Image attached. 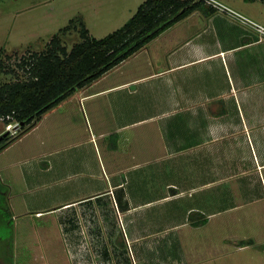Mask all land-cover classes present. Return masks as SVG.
<instances>
[{
	"label": "crops",
	"instance_id": "0c3cea01",
	"mask_svg": "<svg viewBox=\"0 0 264 264\" xmlns=\"http://www.w3.org/2000/svg\"><path fill=\"white\" fill-rule=\"evenodd\" d=\"M128 59L138 65L116 82L76 91L81 109L105 98L83 113L88 135L70 115L44 121L51 109L23 135H36L32 150L5 166L20 164L9 210L46 219L32 229L35 259L54 230L72 256L68 239L80 233L85 249L102 241L98 259L119 254L118 264L120 250L131 264H264V39L197 11ZM61 143L75 153L61 159ZM45 186L30 210L28 190Z\"/></svg>",
	"mask_w": 264,
	"mask_h": 264
},
{
	"label": "rangeland",
	"instance_id": "374dc122",
	"mask_svg": "<svg viewBox=\"0 0 264 264\" xmlns=\"http://www.w3.org/2000/svg\"><path fill=\"white\" fill-rule=\"evenodd\" d=\"M144 1L145 0H0V60L6 67L15 69L21 57L44 51L50 39L53 36H59L60 30L65 28L70 20H82L89 31V35L95 39H101L121 28L134 15L138 6ZM219 1L252 21L264 26V1ZM61 39L67 49H70L72 44L78 40V35L76 32H67ZM138 61L139 60H134L132 62L130 59L126 60L87 87V91L91 93L104 88L112 82H116V80L119 79L117 73L132 69L133 66L136 67ZM15 71H17V68ZM9 80L10 76H5L0 73L1 82ZM79 94V91L76 92V95L72 97L71 100L63 101L57 108L52 109L50 111L51 115L49 116V114H47L49 117L46 115L45 117L48 118L44 117V121L45 119L48 120L53 117H63L65 119L66 116L70 115L71 121L69 125L78 127L84 132V135H88L87 130H85L86 126L83 113L87 116L86 107H88V104L94 106H97L98 103L105 104V98H96L86 102V104L82 102L83 109H81L78 101ZM16 125L17 124L13 123L4 126L3 123L0 122V135H8L9 138L11 136H16L17 133H19V128L15 131L13 130V127ZM44 125L45 123L41 129H44ZM63 126H65V124H63ZM35 137L36 135L34 134L26 137L22 135L8 147L0 151V264H98V262L101 263L103 260H110L111 264H118L119 262L116 261L115 258L118 259L119 256L117 255L119 254H114L113 256L108 255V257L103 258L106 256V253L104 252L103 256L101 250V255L99 257L102 259H98V244H101L102 241L95 240L90 250L85 249V240L82 239L83 237L80 233H75L68 239V242L71 245L73 244L72 246H77L75 248L78 250V252L73 253L72 256L70 254L67 239L54 230L50 231L42 240L40 254L38 258L36 257L35 259L34 254L36 250L32 252L31 246L38 243L39 237H33L32 229L34 230L35 226H40V223L42 224L46 219H34L33 215L28 211L25 212L24 215H21L18 209H15L14 212L9 210L7 200L4 197L5 194H8L9 184L11 185L12 183L13 192L15 185H21V181L17 175L14 180H12L14 175L11 177L9 176L10 171L18 173L20 164L16 163L14 166L5 167L6 164L16 151L32 150L30 148L33 146ZM82 138H84V136ZM67 146L68 143H61L58 147L56 145L58 150H63L61 159L69 157L76 151L66 149ZM92 183V180L86 179L82 185L86 184L87 187H89ZM68 185H74L75 189L78 187L76 186V181H74V184L64 183L61 187L63 190H66ZM48 187L49 186H45L40 189L34 188L28 190V198L34 200L32 202L30 201V203H32L29 206L30 210L35 209L37 202H43V199L39 198L45 194L42 193L43 191L50 192L52 190ZM79 189H82V187L79 186ZM72 192L71 195H74V190H72ZM75 192L78 191L75 190ZM33 196L37 199H33ZM67 197H69V194L67 195L66 191H63L61 198L67 199ZM11 216L13 217L11 218ZM45 226H48V224ZM81 226L82 225H79V228H81ZM229 227L232 229L231 225ZM240 228L241 225H233V231H238ZM118 242H122V239L119 238ZM109 253L113 252L109 250ZM120 255L121 264H131V260L126 256L125 251L122 252V250H120ZM136 258L138 257L136 256ZM155 260L156 257L154 258V261ZM107 264L110 263L108 262Z\"/></svg>",
	"mask_w": 264,
	"mask_h": 264
},
{
	"label": "trees",
	"instance_id": "16d2710c",
	"mask_svg": "<svg viewBox=\"0 0 264 264\" xmlns=\"http://www.w3.org/2000/svg\"><path fill=\"white\" fill-rule=\"evenodd\" d=\"M197 11L207 16L216 12L201 0H145L121 28L101 39L91 37L82 20H70L44 51L21 57L17 71L0 60V73L10 76L9 81H0V122L4 126L22 124L16 136L0 135V151L74 92L89 87ZM67 32L78 35L70 49L61 39Z\"/></svg>",
	"mask_w": 264,
	"mask_h": 264
},
{
	"label": "built area",
	"instance_id": "2783aa9c",
	"mask_svg": "<svg viewBox=\"0 0 264 264\" xmlns=\"http://www.w3.org/2000/svg\"><path fill=\"white\" fill-rule=\"evenodd\" d=\"M201 1H203L206 5L213 8L216 11V13H221L230 16L233 19H235L237 22H239L244 28L253 31L258 36L259 40L264 39V26L230 9L219 0H201Z\"/></svg>",
	"mask_w": 264,
	"mask_h": 264
},
{
	"label": "water",
	"instance_id": "95a60500",
	"mask_svg": "<svg viewBox=\"0 0 264 264\" xmlns=\"http://www.w3.org/2000/svg\"><path fill=\"white\" fill-rule=\"evenodd\" d=\"M22 124H17L16 126L13 127V130L15 131L16 129L20 128ZM7 134V133H6Z\"/></svg>",
	"mask_w": 264,
	"mask_h": 264
}]
</instances>
